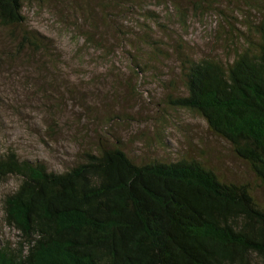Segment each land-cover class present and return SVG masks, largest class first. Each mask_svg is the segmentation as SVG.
Listing matches in <instances>:
<instances>
[{"label": "trees", "instance_id": "trees-1", "mask_svg": "<svg viewBox=\"0 0 264 264\" xmlns=\"http://www.w3.org/2000/svg\"><path fill=\"white\" fill-rule=\"evenodd\" d=\"M46 1L61 3L65 14L57 23L82 42L111 53L130 47L122 29L117 35L119 26L112 28L111 13L129 11L133 0H0V67L19 60L55 69L62 61L53 39L29 26L23 11ZM179 1L183 9L173 10L183 21L185 13L213 5ZM242 1L252 3L250 33L241 32L244 42L227 58L224 47L223 57L190 46L189 54H178L183 39L169 35L160 45H142L155 61L178 54L185 93L168 95V107L199 115L264 184V0ZM98 144L60 171L14 150L0 154V182L19 179L2 200L4 223L18 239L0 236V264H264V204L250 184L221 178L188 151L137 160L119 139Z\"/></svg>", "mask_w": 264, "mask_h": 264}, {"label": "rangeland", "instance_id": "rangeland-1", "mask_svg": "<svg viewBox=\"0 0 264 264\" xmlns=\"http://www.w3.org/2000/svg\"><path fill=\"white\" fill-rule=\"evenodd\" d=\"M133 1L129 11L111 13L115 14L112 28L119 26L117 35L121 28L130 45L115 53L103 49L105 45L96 48L82 42L61 27L57 23L58 14H65L61 3L25 5L28 25L53 39L64 58L55 69L47 65L40 69L24 61L20 65L19 60L11 67H0V154L14 150L21 158L42 160L49 169L60 171L73 164L76 153L95 150L100 140L112 144L119 139L137 160L173 159L177 152L188 151L221 178L250 184L264 204V184L230 145L210 132L199 115L169 108L166 103L168 95L185 93L177 55L189 54L190 46L223 57L224 47L229 50L224 51L227 58L236 42H244L241 32L250 33L248 18L253 15L247 11L252 3L206 0L213 5L185 13L188 17L183 21L173 10H182V1L170 0L168 5H159L157 0ZM166 35L182 38L185 47L181 45L182 52L172 59L152 60L142 42L160 45ZM169 43L165 44L168 50ZM132 57L145 69L134 68ZM163 139L168 148L162 146ZM14 176L0 182V236L11 242L18 235L4 223L2 200L17 187L19 179Z\"/></svg>", "mask_w": 264, "mask_h": 264}]
</instances>
